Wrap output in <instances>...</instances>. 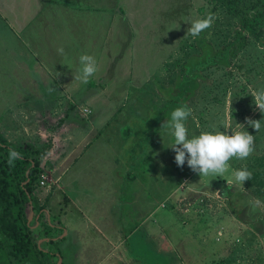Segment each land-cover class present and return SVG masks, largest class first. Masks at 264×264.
I'll return each mask as SVG.
<instances>
[{
  "label": "rangeland",
  "instance_id": "obj_1",
  "mask_svg": "<svg viewBox=\"0 0 264 264\" xmlns=\"http://www.w3.org/2000/svg\"><path fill=\"white\" fill-rule=\"evenodd\" d=\"M110 1L114 6V0ZM156 1H152L153 9ZM159 1L158 13L153 10L148 15L146 25L131 41L135 60L126 63L127 68L131 65V76L125 79L115 80L111 62L104 67L102 55L86 50L84 54L94 56L99 68L87 84L74 79L79 63L72 64L63 54L62 65L67 68L61 70L56 63L46 69L50 86H45L41 58L25 44L21 31L12 34L0 22V134L15 146L31 143L38 148L47 141L46 130L67 112L79 122L51 133L52 148L41 162L47 185L39 188V178L32 183L34 207H26L27 224L34 225L31 206L37 209L46 198H51L47 213H53L63 208L67 197L89 204L110 200V209L121 197L128 219L155 209L147 224L152 229L159 226L161 235L156 238L155 253L148 255L151 264H264V189L260 195L252 191L259 187V180L264 181V113L251 97L252 90L264 89V52L257 49V44L264 46V27L259 38L246 37L244 48L229 66L205 69L186 103L192 109L186 121L189 138L204 131L231 135L244 130L255 137L249 157L229 161L232 169L247 168L252 173L249 181L241 187L228 184L230 173L223 178L206 177L193 172L186 162L177 167L170 148L173 138L161 129L175 109H164L163 92L182 78L187 60L200 54L198 37L187 35L190 25L185 20L212 13L216 19L204 38L217 51L233 40L240 18L251 16L262 0ZM126 79L128 85L123 82ZM49 88L54 91L50 93ZM83 108L89 110L86 115ZM246 119L261 120V129L256 132ZM76 176V190L66 188L63 182ZM71 216L74 220L78 215L72 212ZM46 218L49 224L30 229L33 244L53 237L52 229L45 228L52 226L53 218ZM41 243L40 249L55 252L51 242ZM68 249L64 247V254ZM133 257L130 261L141 264L136 254ZM20 264L44 263L33 248Z\"/></svg>",
  "mask_w": 264,
  "mask_h": 264
},
{
  "label": "crops",
  "instance_id": "obj_2",
  "mask_svg": "<svg viewBox=\"0 0 264 264\" xmlns=\"http://www.w3.org/2000/svg\"><path fill=\"white\" fill-rule=\"evenodd\" d=\"M109 1L0 0V22L2 21L12 34L15 31L23 33L25 44L31 46L42 60V68L45 69L42 72L44 81L47 77L46 69L53 68L56 63L61 70L67 68L62 65L64 59L60 58L61 54L57 51L59 48L64 49L65 60L71 61L72 64L78 63L79 55L86 53V50L97 52L98 56L102 55L104 67L106 62H111L115 80L130 78L131 65L127 68L126 63L134 61L136 53L135 44L131 41L136 38V32L138 34L141 26L147 22L148 15L153 14V10L154 13L155 11L158 13L160 1L155 2V9L151 6L153 0H114V6L110 5ZM105 45L108 46L105 48ZM69 47L76 49L73 51ZM45 84L50 86L47 81ZM94 131L93 129L90 132ZM43 136L45 138V132ZM76 178L78 176L63 182L64 186L76 190L74 188ZM120 198L110 209L112 205L110 200L89 204L86 201L78 203L77 200L67 197V203L64 201L61 203L63 208L53 213L51 211L47 213L46 207L49 206L51 198H46L44 205L42 203L38 207L41 211L31 206L33 211L31 224H34L31 229H40L44 222L49 224L46 216H50V220L53 218L50 227L53 237L39 240L38 243L40 245L42 241L43 246L50 242L57 244L59 254L56 256L59 257L56 264H120L119 260L134 264L129 257L127 258L130 251L126 245L129 242H126V238H132L130 243H133V252L143 258L142 255L155 253L154 247L158 248L156 238L161 235L158 232L160 228L156 226L152 229L147 224L155 209L145 213L144 217L137 212L138 219L131 220L127 218L126 202ZM61 204L58 202V205ZM72 212L78 215L74 220ZM64 217H67L68 221L64 220ZM27 221L29 223V220ZM64 247L69 248L65 254ZM139 247H143L144 250ZM42 251L52 252V249L47 247Z\"/></svg>",
  "mask_w": 264,
  "mask_h": 264
},
{
  "label": "trees",
  "instance_id": "obj_3",
  "mask_svg": "<svg viewBox=\"0 0 264 264\" xmlns=\"http://www.w3.org/2000/svg\"><path fill=\"white\" fill-rule=\"evenodd\" d=\"M262 26L264 27V0L259 3V8L251 16L240 18L233 40L221 49L215 51L206 42L205 31L202 32L197 38L200 54L187 60L183 67L182 78L177 80L174 88L163 92L166 98L164 109L186 105L198 88L202 72L213 66H229L231 60L244 48L247 36L260 37ZM128 83L129 81L124 82L125 85ZM70 114L71 112H67L63 118L46 130L48 132L47 141L38 148L31 144L15 146L0 134V263L20 264L28 258L33 248L42 257L44 264H56L58 260L59 255L56 256V254H59V251L55 242H51L56 247L55 252H43L37 244H33L35 238L31 237V225L27 224L26 207L33 205L31 185L42 173L41 162L52 148L51 133L65 124H79ZM9 149H15L22 155V159L14 161L13 167L7 163ZM246 183L251 186L249 182ZM258 186L252 188L255 195L261 194L264 181L259 180ZM38 210L41 211L40 208H37ZM45 228L49 230L50 226L46 225ZM125 236H127L126 233ZM130 242L132 238L126 243V245L129 243L128 250L130 251L127 255L135 260L133 257L135 253L132 250L133 243ZM148 255L151 254H144L143 258L138 256L137 261H141L142 264H151L152 260L148 259Z\"/></svg>",
  "mask_w": 264,
  "mask_h": 264
},
{
  "label": "clouds",
  "instance_id": "obj_4",
  "mask_svg": "<svg viewBox=\"0 0 264 264\" xmlns=\"http://www.w3.org/2000/svg\"><path fill=\"white\" fill-rule=\"evenodd\" d=\"M216 17L207 13L200 18H187L184 23L190 25L187 35L197 38L200 34L212 27ZM180 24L176 29H179ZM175 44V43H174ZM257 49L264 52V46L257 44ZM63 55L64 49H57ZM79 66L75 80L87 84L89 79L98 72V63L94 56L82 54L78 58ZM59 75V73H58ZM51 93L54 89L49 88ZM251 97L256 108L264 113V89L252 90ZM231 105V103H230ZM192 115V109L181 105L172 110L170 119L161 125V129L173 138L171 149L175 152L174 161L177 167L187 163V166L199 176L225 177L227 173L228 184H238L242 187L245 181L252 178V173L247 168L232 169L229 161L232 158L244 160L254 151L255 137L247 131L231 132V135L222 131L201 132L198 136L189 138L186 121ZM232 119V116L230 117ZM246 123L256 132L261 129V120H247ZM237 128L244 129L243 125L236 124ZM22 159L20 152L9 149L7 163L14 166V161ZM257 203H259L257 201Z\"/></svg>",
  "mask_w": 264,
  "mask_h": 264
},
{
  "label": "built area",
  "instance_id": "obj_5",
  "mask_svg": "<svg viewBox=\"0 0 264 264\" xmlns=\"http://www.w3.org/2000/svg\"><path fill=\"white\" fill-rule=\"evenodd\" d=\"M82 112L84 115H86L89 112V110L87 108H83ZM38 184H39V188H44L47 185L46 176L44 175V173L40 174Z\"/></svg>",
  "mask_w": 264,
  "mask_h": 264
}]
</instances>
